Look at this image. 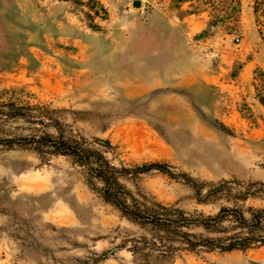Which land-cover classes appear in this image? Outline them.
I'll list each match as a JSON object with an SVG mask.
<instances>
[{"label": "rangeland", "instance_id": "obj_1", "mask_svg": "<svg viewBox=\"0 0 264 264\" xmlns=\"http://www.w3.org/2000/svg\"><path fill=\"white\" fill-rule=\"evenodd\" d=\"M140 1L0 0V264H264V246L134 254L145 224L47 140L102 150L141 208H264V0ZM221 180L209 201L192 183Z\"/></svg>", "mask_w": 264, "mask_h": 264}, {"label": "trees", "instance_id": "obj_2", "mask_svg": "<svg viewBox=\"0 0 264 264\" xmlns=\"http://www.w3.org/2000/svg\"><path fill=\"white\" fill-rule=\"evenodd\" d=\"M254 86L256 97L264 107V70H257ZM47 140L51 142L55 153L71 155L76 163L85 166L93 186L97 181L103 184L99 190L106 202L116 204L129 218L145 224L151 236H154V241H150L148 236L141 237V241L135 239L137 243L146 242L148 252H144L140 244L134 243L130 247L134 254L149 258L156 250L162 254L176 250L197 253L215 250L230 252L247 251L264 246V208H249V216L246 215L245 209L237 205L222 206L216 214H205L198 210L188 212L162 203L141 208L133 193L121 182L122 170L102 150L92 149L79 140L64 136ZM101 144L106 147L112 145L109 140ZM166 165V163H152L145 168L155 166L168 173L170 171L165 168ZM123 170L127 172L129 169L123 168ZM230 182L221 180L209 190H204L203 184L192 183L199 199L209 201L219 199L227 189H231ZM242 195L244 199L248 197L247 193ZM197 228L202 229V232L195 231Z\"/></svg>", "mask_w": 264, "mask_h": 264}, {"label": "water", "instance_id": "obj_3", "mask_svg": "<svg viewBox=\"0 0 264 264\" xmlns=\"http://www.w3.org/2000/svg\"><path fill=\"white\" fill-rule=\"evenodd\" d=\"M133 5L138 7L141 5V1L140 0H134Z\"/></svg>", "mask_w": 264, "mask_h": 264}, {"label": "built area", "instance_id": "obj_4", "mask_svg": "<svg viewBox=\"0 0 264 264\" xmlns=\"http://www.w3.org/2000/svg\"><path fill=\"white\" fill-rule=\"evenodd\" d=\"M213 28H215V26H213ZM233 39H234L235 41H237V42H240V41H241V39H240V37H239L238 35H234V36H233Z\"/></svg>", "mask_w": 264, "mask_h": 264}]
</instances>
